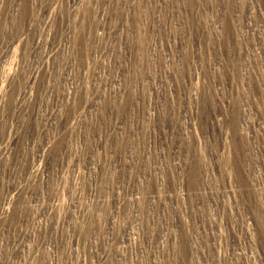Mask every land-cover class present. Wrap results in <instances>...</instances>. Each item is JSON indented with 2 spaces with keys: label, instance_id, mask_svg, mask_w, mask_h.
Segmentation results:
<instances>
[{
  "label": "rangeland",
  "instance_id": "374dc122",
  "mask_svg": "<svg viewBox=\"0 0 264 264\" xmlns=\"http://www.w3.org/2000/svg\"><path fill=\"white\" fill-rule=\"evenodd\" d=\"M0 264H264V0H0Z\"/></svg>",
  "mask_w": 264,
  "mask_h": 264
}]
</instances>
